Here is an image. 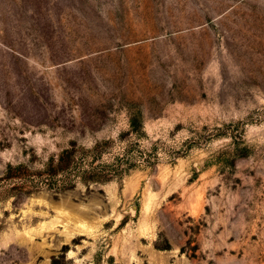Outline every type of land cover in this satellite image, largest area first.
Listing matches in <instances>:
<instances>
[{
  "label": "rangeland",
  "instance_id": "1",
  "mask_svg": "<svg viewBox=\"0 0 264 264\" xmlns=\"http://www.w3.org/2000/svg\"><path fill=\"white\" fill-rule=\"evenodd\" d=\"M0 264H264V0H0Z\"/></svg>",
  "mask_w": 264,
  "mask_h": 264
},
{
  "label": "trees",
  "instance_id": "2",
  "mask_svg": "<svg viewBox=\"0 0 264 264\" xmlns=\"http://www.w3.org/2000/svg\"><path fill=\"white\" fill-rule=\"evenodd\" d=\"M70 151L69 150H64V151H62V153L60 154V156H59V158H58V163L60 164V163H63V160L66 158V160L64 161V162H66L65 164H64V167H57L56 169H55V173L56 172H59V171H62L63 172V170H67L69 167H67L68 166V162H69V158H70ZM64 156H65V158H64ZM90 174H89V176H87V177H85L83 180L84 181H92V182H99V180L100 179H98V177H97V175H96V173H94V167L91 165L90 166ZM51 171H53V169L51 168ZM54 174V173H53ZM52 175V174H51ZM17 177H19V176H17Z\"/></svg>",
  "mask_w": 264,
  "mask_h": 264
}]
</instances>
